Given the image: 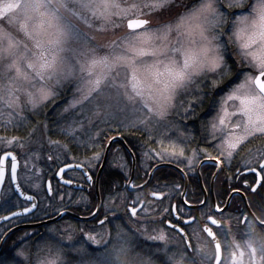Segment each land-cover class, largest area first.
<instances>
[{
    "label": "snow or ice",
    "instance_id": "6c2138e0",
    "mask_svg": "<svg viewBox=\"0 0 264 264\" xmlns=\"http://www.w3.org/2000/svg\"><path fill=\"white\" fill-rule=\"evenodd\" d=\"M168 0H159L158 3H138L133 2L126 7H121L117 0H7V2H0V17L8 20V23H18L19 30L30 39L35 49L31 57L27 55H20V43L16 41L11 33L6 32L0 28V57L7 54L9 57H14L11 63L6 66L0 65V82L8 80L7 84L0 83V99L6 95L8 97L9 107H17L18 103L26 97L24 107L29 105L33 109V114L40 115L41 109H47L49 105L56 102L59 95L58 88L62 87L65 82L73 83L74 72L63 59L62 53L69 50L80 59L78 60L81 77L80 83L76 85V91L73 93L72 100L68 101L67 105L61 110L62 118L69 116L74 117L77 109L84 112H89V122L93 118L100 119L101 122L107 120L111 115V109L114 101H127L128 105L132 106L131 114L126 118L123 123L125 129L135 128L139 130L141 127L146 131L163 136L164 133L161 129L174 128L176 125L169 119L170 113H179L181 110L185 115L188 113H195L199 104L203 103V99L212 96L214 104L227 105L229 101H239V110L243 114L242 121H238L233 125V130L230 133L229 139H223L217 136L216 130L218 127L225 124V117L230 113L224 109L223 115L219 116L218 121L214 118L211 121L205 120L202 122V127L205 129L207 135L203 142L207 145L205 148L194 150L192 157L189 160V169L193 160L198 158L200 154L214 162V165L220 170H223L222 165L225 160L234 159L241 151L247 149L248 159L244 160L246 165H250L254 161L253 150L247 148L253 140H264V50L251 51L244 53L245 57H251L252 67L243 74V78L236 76L235 79L239 83L229 84L230 78L233 74L227 71L217 73L218 79L214 78L207 82L209 78L194 80L193 73H198L203 67L202 64L195 63L189 59L185 60L184 67L177 69L173 66H166L165 71L161 72L158 68V63L140 65L139 60L146 55L158 57L162 52V47L156 46L154 41L160 39L161 41L167 38V32L157 36L156 33L148 30L150 27V20L144 18L146 13L142 11L143 8L155 10L159 8L162 11L168 9ZM197 15L193 12L188 16V20L193 19ZM114 16H120L122 19H127V28L133 30L124 37H119L111 40L108 43H101L98 39L100 35L107 31L108 25L113 28L117 27L113 21ZM135 17V18H133ZM182 18V24H183ZM99 23V27H97ZM181 25H177V28ZM223 57L214 58L212 61V68L217 69L220 67ZM27 62V68L32 69L35 73L30 76L28 73L23 72L20 63ZM130 70L131 77L127 83L115 85V79H112L113 86L115 87V95L110 91H106V85L110 81V77L115 72L116 76L119 75L120 68ZM15 73L13 76L12 73ZM38 78V80L36 79ZM163 78V79H162ZM23 80L27 86H21L19 81ZM131 86V92L128 91V85ZM162 85V87H156ZM123 88V93L120 92ZM184 89L183 92L178 90ZM219 90L225 95L217 99L214 93ZM186 97V98H185ZM21 125L26 117H18ZM43 122L38 121L37 125L32 132L29 133L27 138L14 137L7 141L8 144L17 143L20 147L28 142L35 131H38ZM46 127V125H43ZM209 127L211 132L208 131ZM74 132L75 129H68ZM103 130L97 129L95 136L98 137L102 134ZM94 135L89 132L87 140L80 143L87 148L94 149V155L91 159H99L102 146L96 143ZM112 139L111 137L109 138ZM220 141L217 143V141ZM51 143L59 144L58 141H50ZM243 142V143H242ZM67 148V145H62ZM211 148L215 155L209 152ZM100 149V150H96ZM255 153L259 156L261 161H264V145L255 149ZM160 159H165L168 156L167 149L162 152L156 153ZM179 156H183V150L179 151ZM149 156V153H145ZM11 160L10 176L11 182L17 181L18 159L12 152H5L0 156V182L5 179L4 163L7 159ZM49 159H52L49 156ZM85 162L77 167H84ZM27 167V164L25 165ZM125 167V165H121ZM261 175L264 176V162L260 163ZM255 171V169H250ZM64 170L61 169V172ZM84 175L91 181L92 177L87 174L85 168ZM217 176L219 173L216 174ZM70 183V181L68 182ZM150 181H146L143 185L135 184L132 181L126 182L124 192L117 190L116 197H109L110 204H105V208H119L120 205L115 203L116 199H120L122 204L127 203V197L131 195V191H138L146 188ZM35 188L41 189L42 186L37 184ZM252 188L254 194L262 196V203H264V181H261L258 186L248 185ZM180 185L176 184L168 191L159 189L152 190L148 195L155 198V201L163 202L173 191H179ZM17 191H20L17 187ZM111 192L112 189H109ZM238 194V190L234 189ZM24 195L23 192H21ZM182 195H187L182 193ZM46 196L49 199L55 198V192L48 186ZM25 199L32 203L36 197L33 195H25ZM63 197H61V206H58L55 211L62 214L66 209L62 206ZM136 203L141 204L143 207L150 209L153 206V201L141 199L140 195L137 196L135 202L131 207H127L126 213L130 214L129 219L139 216ZM228 202L225 201V204ZM184 204H189L187 199ZM207 204L206 200H200L199 205L203 208ZM38 207L37 203H32L31 207H25L23 213H30L34 208ZM176 206L169 205L164 209V212H171ZM183 212V209H178ZM215 213L223 214L219 204L215 206ZM163 214V213H161ZM20 212H12L11 216H20ZM93 218L98 217V213H93ZM147 216L148 213L146 212ZM207 215V220L211 221L212 225H217L218 221L214 215L201 213V216ZM0 219L8 220V216L0 217ZM258 224L264 228V218L256 217ZM105 217L100 220L99 224L103 229L105 223H111ZM144 223L155 224V219L144 220ZM196 218L189 215L184 223H195ZM175 230L176 226L171 225ZM257 225L255 223L248 224V235L250 239L246 242L251 264H264V236L256 232ZM117 232L113 244V251L116 254L117 260L122 261L123 264H128L129 261L133 264H151L150 261L138 259L139 254L130 256L131 247L128 243V234L124 231L121 225H116ZM198 236V232L193 230ZM203 232L207 233L214 241L216 234L212 228L207 224L203 228ZM181 241L188 239L184 229L179 230ZM27 235V234H26ZM87 240L93 244H104L109 240L110 233L100 232L97 234L84 233ZM69 240L72 236L67 237ZM149 240H162L166 241L164 233L161 231L158 235H148ZM259 239L261 242L260 247H254L253 241ZM190 247L189 243H185L179 253H173L169 256L172 264H183L185 254ZM240 246L237 245V248ZM56 257L59 259L60 253L63 251V246L59 242L55 245ZM52 248H49L51 251ZM75 251L80 255L81 259L79 264H92L88 259L87 250L83 244ZM260 254V261H257V253ZM179 254L181 259L176 260V255ZM20 256L28 259V254L25 251L19 253ZM245 252H240V257H243ZM215 260L216 264H221V245L215 244ZM234 264H242L233 254Z\"/></svg>",
    "mask_w": 264,
    "mask_h": 264
},
{
    "label": "flooded vegetation",
    "instance_id": "af4514ba",
    "mask_svg": "<svg viewBox=\"0 0 264 264\" xmlns=\"http://www.w3.org/2000/svg\"><path fill=\"white\" fill-rule=\"evenodd\" d=\"M209 105V101H206L205 97L203 103L197 106L196 112L194 114L191 113L189 116H176L174 118H171V120L176 125L177 131L175 130V132L166 133L164 132V129H161L164 135L159 136L154 134L155 137L150 139V141H154L152 145H149V143L147 142L148 140L144 138L145 135L143 134H135L134 132L124 133L121 131H113L109 133L110 136H118V139L114 140L109 147L107 161L104 165L105 167L108 164L107 183L110 189H112L110 196L116 197L117 190L121 193L124 192L126 182L128 181H132L138 185H143L146 181H150V183L146 188L140 189L139 192L129 189V191H131V195L127 197V203L122 204L120 199H116L115 203L120 205V207L118 209L115 207L111 208L110 210L106 209L108 212L105 213L106 210L103 211L104 202L100 192V176L104 169L103 167L98 180L100 207L97 212L99 214L97 218L92 217L88 220H82L72 218L68 215H63L62 217L52 222L40 226H24L27 224L37 223L54 217L57 214V211H52L48 213L44 212H46V210H51L52 206L58 207V204L61 206V197H63L62 206L66 210L74 214L80 216H89L95 211L96 173L95 175L91 174L87 166L85 165L90 176L92 177L91 183H86L83 174L76 169H69L63 173L62 177L66 180L80 182L78 181V179L80 178V180H82L81 183L87 184L88 188L86 190L68 187L64 184H61L54 177V174L60 165L67 163L82 164V160L78 159V156L81 154V152L77 150L78 147L82 145L80 143V138H71V142L69 145L67 142L63 143V145H67V148H65V150H67L69 153L67 155V160H65L56 167V170L52 176L46 177L44 179V186L40 193H37L34 190L30 189L28 186H26V184L18 176L17 170V181L21 189L27 194L36 197L38 207H36L32 212L27 214H23L16 217H10L8 220L0 219V241L5 236L4 240L0 245V257L5 259L13 257V259H15V253H18L19 250H21L23 247L28 248L30 242H33L34 240L46 235V226H57L58 223H66L75 227L73 230L74 232H79L78 229H76V226L79 227L83 223L86 224L88 227H98L100 226L99 221L104 220L105 217H107L108 220H111L112 222L105 223L104 227H106L107 230L110 231L117 229V224L121 225L124 231L130 228L132 225L140 226L143 228L151 227L150 229L160 228L161 226H163L167 231H170L171 234L175 235L177 239H179L182 246L185 243L190 244L185 258L187 264H206V261L210 258V256L206 254L209 249L206 248V244H197L195 242L192 232L187 229L188 226L193 223L186 225L185 223H180L178 220V218L187 219L189 215H191L196 218L195 223H197V221H201L200 227L202 235L205 241L206 237L209 239L212 246L213 254L215 255V250L210 238L206 235L205 232H203V226L209 224L207 221V215H204L203 217L201 216V212L204 210H207L206 214L214 215V218L219 221L218 225H211V227L220 242L221 252L223 255L224 248L222 247L219 233L217 230L223 225L221 217H227L225 219L227 225L231 224V217L226 214L231 213V215L234 214L236 220L237 218L239 219L238 221L242 225L253 222L257 226H259V224L253 218L252 214L248 212L244 203L243 195L246 199L248 207L250 208L251 212L255 217L259 216L254 209H258L264 212V203L261 202L262 196L254 194L252 188L248 187V185L258 186L261 181H264V176L261 175L260 169L261 159L255 153L256 148H259L264 145V140H253L251 144L247 145V148H251L253 150V155L255 157L253 163L250 165H246L244 163V160L249 158L247 149H245L241 151L239 155H236L234 159L225 160L224 164L222 165V171H220L214 165V162L212 160L207 159L203 154H200L198 158L193 160L191 168L189 169L188 158L192 157L194 150L207 147V145L203 142L207 133L202 127V122L205 120L211 121V117L208 115V112H206V109L209 107ZM179 125L181 126L180 129L177 128L179 127ZM208 131L211 132L210 127ZM215 134L219 137H222L223 139H229L225 138L224 133L216 132ZM142 137L146 142L144 143V145L141 144L143 142ZM219 142L220 141L218 140L217 143ZM102 146L103 156L105 144H102ZM148 146H154L156 149V153L162 152L167 149V158L160 159L159 156L156 155V153L153 154L151 151L147 150ZM181 150H183L184 152L183 156L178 155L179 151ZM6 151L12 150L0 149V156ZM94 151L95 150L92 149L90 153ZM130 152L134 157V169L132 178L130 177L132 170V160ZM140 152L144 154L143 159L140 157ZM209 152H211L212 155L216 154L215 152H212L211 148H209ZM145 153H149V156L146 157ZM17 157L19 160L18 154ZM10 165L11 161L10 159H7L5 161V179L3 181V185L0 192V217L8 216L12 212H15L18 209H23L30 205V202L20 198L13 191L10 177ZM121 165H125V167H121ZM156 165L158 166L154 169L152 175L149 178L150 171ZM99 166L100 164L98 165V168ZM172 166L177 167L179 170L175 169ZM250 169H255V171H251ZM217 173H219L218 176L216 175ZM46 179L50 181V186L55 192L54 199H49L46 196ZM176 184L180 185L179 191H173L167 198L164 199V201H166L165 208H168L170 204L176 206L175 209L171 210V212H164L165 208H159V211L154 213L155 215L153 213H148V215L146 216L145 213H142V211L146 208L143 207L141 204L136 203L139 216L129 219L130 214L126 213L125 209L127 207L132 206L133 202L136 201L138 195H140L141 199H144L146 201L151 200L154 202H158L155 201V198L150 197L148 193L156 189L167 192L168 188H172ZM55 188H58L59 191L57 192ZM195 188L198 191L195 190L193 194V191H191V189L193 190ZM92 189L94 191L95 198L94 207L90 212L83 213L81 211L83 206L82 193L89 194ZM216 189H221L222 194L215 193ZM234 189L238 190V194H236V192H233ZM183 191L187 194L183 195V200L187 199V196H189L190 193L193 197L191 201L187 199L189 201V205H199L200 200H206L207 204L203 208H201L200 205L195 208L187 206L188 204L185 205L184 201L182 200ZM231 192L233 193L230 197ZM110 196L108 195V200ZM170 199L174 200L170 202ZM51 200H53L54 202H51ZM225 201H228V205L226 207H224ZM109 203H111V201ZM217 204H219V206L224 209L222 215L219 213H215L213 210ZM178 209H183V212L179 211ZM174 211L178 218L174 214ZM146 219H155L157 221H163V223L157 222L155 224H150L142 222ZM171 225H175L180 229L183 228L184 233L187 234L188 239L186 241H181V234L179 233V229L176 228L175 230H173Z\"/></svg>",
    "mask_w": 264,
    "mask_h": 264
},
{
    "label": "rangeland",
    "instance_id": "374dc122",
    "mask_svg": "<svg viewBox=\"0 0 264 264\" xmlns=\"http://www.w3.org/2000/svg\"><path fill=\"white\" fill-rule=\"evenodd\" d=\"M0 2H7V0H0ZM23 2V0H21ZM118 3L121 4V7H126L130 5L133 2H138L141 4L144 3H158L159 0H117ZM197 0H168V9L161 12L159 8H156L154 11L148 8H143L142 11L146 13L144 18L150 20V27L148 28L149 31L154 32L157 34V36L163 34L165 31L167 32V37L170 36L173 31L177 29V25H182V18H183V24H186L188 22V16L190 10L194 9L195 4ZM135 18V17H133ZM126 18L122 19L120 16H114L113 21L117 27L113 28L112 25H108L107 31L100 35L98 37L99 41L101 43H108L111 40H115L119 37H124L128 35L133 30H129L126 28L125 22ZM97 27H99V23H97ZM0 28L4 29L6 32L11 33L13 38L16 41H19L20 48H19V54L20 55H27L28 57H31L34 52H38V49H35L33 42L28 39L25 34L19 30L18 23L9 24L8 20L4 17H0ZM229 31L228 27H225L224 34L221 36V40L224 43H228V36L227 33ZM227 40V41H226ZM158 41L160 39H156L154 41V44L158 46ZM236 52L240 55V57L245 61L248 68L242 69V72L240 74V79L243 78V74L248 71L252 67L251 63V57H245L244 53L247 52L246 49L235 47ZM63 59L65 62L72 67L74 72L73 77V83L65 82V84L58 88V92H61L62 90L70 91L67 99L68 101L72 100L73 93L76 91V85L80 83V67L78 60L80 59L76 55H74L73 52L69 50H65L64 53H62ZM14 57H9L7 54H5L3 57H0V65L6 66L8 63H11V60ZM232 60V62L235 61L232 58L231 51L229 50V54L227 55V60ZM155 62V57L151 55H146L143 58H140L139 63L141 66L145 64H152ZM236 65V64H235ZM19 66L21 67V70L23 72L28 73L30 76H34L35 73L32 69L27 68V62L20 63ZM159 70L163 72V69L159 67ZM12 75L14 76L15 73L13 72ZM203 75V74H201ZM131 73L130 70H126L125 68L121 67L119 70V75L116 76V73L114 72L112 74V77H110V81L108 85H106V91H110L113 95H115V87L113 86L112 79H115V85H120L122 83H127L128 80H130ZM198 78L197 76H193V79L195 80ZM38 80V78H36ZM163 79V78H162ZM2 84H7L8 80H4L0 82ZM21 86H27L28 82L23 81L22 79L19 81ZM233 83H239V80H236L235 77H232V79L229 81V84ZM156 87H162V85H156ZM66 91L64 95L62 93H59L60 95L66 96ZM124 89L120 88V92L123 93ZM128 91L131 92V86L128 85ZM179 92H183L184 89L178 90ZM225 95V93L220 92L219 90L214 93V96L219 99V97ZM186 98V97H185ZM211 102L209 101V104L213 103V98L211 96ZM26 101V97L21 100L18 103L17 107H9L8 104V97L4 95L2 99H0V149L1 150H12L16 152L19 155V169H18V176L20 179L28 186L30 189L34 190L37 193H40L44 186V179L48 175L49 167L47 163L45 164L43 159L40 156L39 153V147H41L42 144H47V141L40 138L41 133L38 131H35L34 134L31 136L30 140L24 144V147H20L19 144L13 143L8 144L7 141L9 139H12L14 137L27 138L29 136V133L33 131L35 128L32 126V124L25 119L23 124L21 125L18 117L23 116L26 117V114H29L33 112V109L29 105L27 108L24 107V102ZM65 104V106L67 105ZM209 107L206 109V112H208V115L211 117L210 120L216 119L218 121L219 116L223 115L224 109L230 113V115L225 117V124L223 126H220V128H217L216 132H221L225 134V138H230V133L233 130V125L237 123L238 121H242L245 119L243 117V114L239 110V101H229L227 105H221V104H214L213 108ZM64 106V107H65ZM63 107V108H64ZM62 108V109H63ZM212 108V109H210ZM132 106L127 104V101H114L113 107L111 109L112 115L105 120L104 122H101L100 119L93 118L91 120V123L89 122V116L91 115L89 112H84L81 114V111L77 109V112L74 117L69 116L67 118H62V112L55 118L56 120L59 119L60 127H61V134L66 138H80L81 141L87 140V135L89 132H91L93 135L97 131V129L103 130V132L108 131L109 133L115 132V131H121L124 133H131L134 132L135 134L145 135L144 138H146L149 143V145H152L154 141H150V139L154 138V134L146 131L141 127L139 130L132 128V129H125L123 127V123L126 120L128 116L131 114ZM52 114L51 111L42 112L43 115V122L45 125L46 122V116ZM191 113H188L185 115L183 111L181 110L179 113H170L169 119L174 118L176 116H189ZM32 122V121H31ZM35 123V120L33 121ZM32 122V123H33ZM37 124V123H35ZM180 125L179 128L180 129ZM68 129H75L74 132L68 131ZM176 127L164 129V132L170 133L175 132ZM177 131V130H176ZM109 133H103L104 134V140L103 145H106V142L109 140L110 134ZM7 134V135H4ZM142 137L143 142L141 143L144 145L145 140ZM43 138V137H42ZM97 137L94 135V139ZM40 142H39V140ZM70 142L68 143V145ZM81 147L83 145H80ZM102 146V145H101ZM100 150V149H97ZM103 150V146H102ZM148 151H151L153 154L156 153V149L154 146H148ZM94 155V152L89 153L88 155L82 156V162H85V165L87 166L88 170L91 174L95 175V173L98 170V165L101 161L102 151H100V157L99 159H91ZM143 155L140 152V157L143 159ZM81 157V156H80ZM84 157V158H83ZM107 161V159H106ZM27 164V167L25 165ZM53 167V166H52ZM54 170L49 176H52L56 170V167L53 168ZM48 176V177H49ZM79 178V177H77ZM80 180V178L78 179ZM41 185V189H37L34 187V185ZM57 192L59 191L58 188H55ZM55 190V191H56ZM94 193L93 189L90 191L89 194ZM110 196V194H109ZM83 199H86V195L82 193ZM108 198V197H107ZM87 200V199H86ZM174 200V199H172ZM169 200L170 202L172 201ZM110 200H106V204L109 203ZM166 201L163 200L162 203L160 202H154L153 206L150 209H144L142 213H155L159 211L158 209H163L166 207L165 204ZM169 202V204H170ZM104 203V206H105ZM207 213V210L202 211ZM201 212V213H202ZM155 215V214H154ZM223 226L218 228V233H222L223 229L227 232L226 235H228V239L226 244V250L224 251V254L221 256V264H234L233 261V254L237 256V258L242 262V264H251L248 250L246 248V242L249 239L237 240L233 234L230 233V225L226 224V220L222 219ZM239 219L237 218V221ZM201 221H197V223H193L190 226H188V230H190L194 236L195 242L200 245L206 244V248L209 249L208 252H206L207 255L211 256V261L213 264L214 260V254L213 250L209 245L208 240L204 239L201 227H200ZM74 226L66 223H58L57 226H46V235L42 236L33 242H30V245L28 248L23 247L21 250H19L18 253H15V259L13 257L5 259L0 257V264H29V261L32 260L33 264L35 261V258L39 256L40 251L47 249L48 252H51L53 248L55 249V245L57 242H59L60 245L63 246V251L60 253L58 264H79V261L81 259L80 255L77 254L75 251L76 248H79L81 244H83L84 248L87 250V254L89 255L92 253L98 245L91 243L87 240L84 233H91V234H97L100 232H107L110 233L109 240H113L116 236L117 229H114L112 231L107 230L106 227H103V229H93V230H84L82 227H78L79 232H74ZM151 228V227H150ZM149 227H140V226H134L132 225L130 228L126 229L125 232L128 234V243L131 248L136 249V254H139L138 259L144 260V261H150L151 264H157L155 262V258L159 256L162 260V264H172V261L169 260V256H171L173 253H179V250L182 249V244L177 239V237L170 233V231H167L165 227L161 226L160 228H152ZM196 230L198 232V236L194 233L193 230ZM163 232L166 241L162 240H149L147 239L148 235H158L159 232ZM223 234H225L223 232ZM72 236V239L69 240L67 237ZM237 245L240 247L237 248ZM253 246L259 248L255 242H253ZM52 248L51 251H49V248ZM21 251H25L28 254V259L25 260L24 257L20 256L19 253ZM245 252V255L243 257H240V252ZM55 255H56V249H55ZM17 258V259H16ZM186 258V254H185ZM176 260H180L181 257L179 254L175 257ZM257 261H260V254L257 253ZM183 264L186 263V259H184Z\"/></svg>",
    "mask_w": 264,
    "mask_h": 264
},
{
    "label": "clouds",
    "instance_id": "9594fccd",
    "mask_svg": "<svg viewBox=\"0 0 264 264\" xmlns=\"http://www.w3.org/2000/svg\"><path fill=\"white\" fill-rule=\"evenodd\" d=\"M193 12L197 13L193 19L182 24L165 40L158 41L163 50L155 57V62L163 72L166 66L182 69L185 60L189 59L203 65L193 76L199 79L207 77L210 83L218 72L226 70L225 65L233 77L241 74V65H229L227 61L229 45L247 52L264 50V0H197L189 15ZM225 27L229 28L228 43L221 40ZM217 57H223V60L219 68L213 69L212 61ZM113 244L114 241L108 240L98 245L88 259L92 264H123L117 260ZM129 255L136 256V249L131 248ZM29 264L33 261L30 260ZM34 264H58L55 249L40 251Z\"/></svg>",
    "mask_w": 264,
    "mask_h": 264
},
{
    "label": "trees",
    "instance_id": "16d2710c",
    "mask_svg": "<svg viewBox=\"0 0 264 264\" xmlns=\"http://www.w3.org/2000/svg\"><path fill=\"white\" fill-rule=\"evenodd\" d=\"M229 50L231 51L232 58L235 61L236 65H241L242 69L248 68V66L246 65L245 61L236 52L235 48H233L231 45H229ZM227 61H228L229 65H235L234 62H232V60L228 59ZM215 78H217V79L219 78L217 74H216ZM198 79H199V77L196 78L195 80H198ZM65 91L62 90L59 93H62L64 95ZM69 92L70 91H66V96H63V95L59 94L57 96L56 102L54 104L49 105V107L46 110L45 109H41L40 110V115L39 116L34 115L33 112H31L29 114H26V119L32 124V126L35 127L37 125L35 123H37L38 121L43 122V120H44L42 112H44V111L47 112L49 110L52 113V114H50L48 116L45 115L46 116V119H45L46 120V122H45L46 127L43 126L44 125V122H43L42 126L39 129V132L41 133V137L40 138L42 139V140L41 139L40 140L41 141H43V140L47 141L46 145L42 144L41 147H39V153H40V156L43 159L44 163L45 164L47 163L48 165L51 166V167H49V172H48V175L46 177H48L52 173V171L54 170L53 169L54 167H57L59 164H61L65 160H67V157H68L67 155L69 154L68 151L65 150L64 147H62V145H63L64 142H67V143L71 142L70 141L71 139L67 138V137L65 138L61 134V127H60L59 119L58 120L55 119V118H57V116L59 117V115L61 114L62 108L67 103V99L69 98V96H68ZM204 100H205V98L203 99V101ZM206 101H210V102L212 101L211 100V95L206 97ZM213 105L214 104H211L210 107L213 108ZM34 120H35V123L33 122ZM103 133H109V132L106 131V132H103ZM103 133L95 139L96 143L99 144V145H102V143H103V140H104V137H105ZM4 135H7V134H4ZM40 140H39V142H40ZM50 141H58L59 144L51 143ZM77 150L81 152V154L78 156V159L82 160V156L88 155L90 153V151H92V148L85 149V147H83V146L81 147L80 146V147H78ZM49 156H51L52 159H49ZM107 181H108V164L104 167V169H103V171L101 173V176H100V192H101V197H102L104 203L107 200L108 195L111 193L109 191L110 187L108 186ZM195 190H197V189L196 188L193 189V190L191 189V191H193L192 192L193 194H194ZM215 193H221L222 194V190L221 189H216ZM85 195H86V199L87 200L83 199V206H82L81 211L83 213H88L94 207L95 198H94V193L93 192L91 194H85ZM199 195H200V193H199ZM187 199L190 200V201L193 199V197L191 196V193L189 194V196H187ZM51 202H54V201L51 200ZM58 206H60V205L58 204ZM55 209H57V207L56 206L55 207L52 206L51 210H46V212H44V213L55 211ZM105 210H106V208H105V206H103V211H105ZM254 210L257 212V214H258V216L260 218H264V215H263L264 212H262V211H260L258 209H254ZM107 212L108 211L106 210L105 213H107ZM226 215L231 217V222H230L231 224H230V229H229L230 233L233 234L237 240H242V238L250 239V237L248 235V224L249 223H246V224L242 225V224H240L239 221H237L235 219L234 214L231 215V213H228ZM226 218L227 217L223 216V217H221V220L222 219H226ZM222 222H223V220H222ZM79 227H82L84 230H89V231L93 230V229L95 230V229L101 228L100 226H98V227H92V226L90 227L89 226L88 227L86 224H83V223ZM76 229H78V226H76ZM223 232L225 234H223ZM223 232L219 233V237H220V240H221L222 247L224 248L223 249V254H224V251L226 250V246L224 244H226L227 240H229V239H228V235H226L227 232L224 229H223ZM256 232L259 233L261 236H264V228H261V227L257 226L256 227ZM206 239L208 240L209 245L212 248L209 239L207 237H206ZM253 242H255V244L258 247H260V244H261L262 241H260L259 239H255ZM154 260H155V262L157 264H162V260H161V258L159 256H157ZM211 260L212 259H211V256H210L209 260L206 261V264H212Z\"/></svg>",
    "mask_w": 264,
    "mask_h": 264
},
{
    "label": "water",
    "instance_id": "95a60500",
    "mask_svg": "<svg viewBox=\"0 0 264 264\" xmlns=\"http://www.w3.org/2000/svg\"><path fill=\"white\" fill-rule=\"evenodd\" d=\"M125 25H126V28H127V20H126V22H125ZM127 29H128V28H127ZM129 30H131V29H129ZM111 138H112V139H111V140L109 139V140L107 141L106 145H105V149H104V153H103V156H102V159H101V163H100V166H99V168H98V170H97V172H96V178H95L96 207H95V211H94L93 213H97L98 210H99V207H100V196H99V191H98V180H99V176H100L101 170L103 169V167H104V165H105V163H106V159H107V154H108L109 147H110L111 143H112L114 140L118 139V136H112ZM6 152H9V151H6ZM10 152H12L14 155L17 156V154H16L14 151H10ZM3 154H4V153H3ZM3 154H2V155H3ZM2 155H1V156H2ZM130 155H131V160H132V170H131V175H130V177L132 178V176H133V169H134V157H133V155H132L131 152H130ZM9 159H10V158H9ZM17 159H18V157H17ZM10 161H11V160H10ZM261 162H264V161H261ZM78 165H81V164H80V163H67V164L60 165V166L58 167V169L56 170V172H55V174H54V177H55V178H56L61 184H64V185H66V186H68V187L75 188V189H83V190H86V189L88 188L86 183H91V181H89V180L86 178V176L84 175V171H85V168H86V167H85V166H84V167H77ZM159 165H160V164H159ZM10 166H11V165H10ZM18 166H19V161H18ZM157 166H158V165L154 166L153 169L150 171V173H149V178H150V176L152 175L154 169H155ZM3 167H4V170H5V172H6V169H5V163H4ZM172 167H174V166H172ZM174 168L177 169V170H179L177 167H174ZM61 169H63L64 171L61 172ZM69 169H76V170L80 171V172L83 174L86 183L75 182V181H71V180H66V179H64V178L62 177V176H63V173H64L65 171L69 170ZM17 170H18V169H17ZM87 174L90 176L88 170H87ZM10 177H11V176H10ZM91 180H92V179H91ZM69 181H70V183H68ZM11 183H12L13 191H14V192H15L20 198L25 199V195H30V194H27L26 192H24V191L21 189V187H20L18 181H16V183H13V182H11ZM2 185H3V182H0V192H1ZM49 185H50V181H49L48 179H46V183H45L46 190L48 189V186H49ZM17 187H19L20 191H17ZM184 191H185V188H184ZM184 191H183V193H184ZM21 192H23L24 195H22ZM233 192H234V191H233ZM233 192H231L230 197H231V195H232ZM243 199H244V203H245V205H246V208H247L248 212H249L250 214H252L253 218H254L255 221L258 223V221L256 220V217L253 215V213L251 212L250 208L248 207L244 195H243ZM25 200H26V199H25ZM182 200H183V195H182ZM183 201H184V200H183ZM227 202H228V201H227ZM32 203H37V199H35ZM32 203H30V205H29L28 207H31V206H32ZM227 205H228V203L225 204L224 207H226ZM187 206H189V207H194V208H195V207H198L199 205H189V204H188ZM23 209H24V208H23ZM23 209H18V210H16L15 212H20V213H22V215H23V214H27V213H23ZM34 209H35V208H34ZM34 209H33V210H34ZM214 209H215V208H214ZM214 209H213V210H214ZM33 210H32V211H33ZM174 214H175V211H174ZM63 215H68V216H70V217H72V218H75V219H82V220H88V219H90V218L93 217L92 214L89 215V216H80V215L74 214V213H72V212L66 210V211H64L62 214H58V213H57V214H56L54 217H52V218H49V219H46V220H44V221H40V222H37V223L27 224V225H24V226H26V227L40 226V225H43V224H46V223L52 222V221H54V220H56V219L62 217ZM175 215H176V214H175ZM8 217H9V218L12 217L11 214H9ZM176 217L178 218L177 215H176ZM187 219H188V218H187ZM178 220H179L180 223H184V221H185L186 219H180V218H178ZM207 221H208V220H207ZM217 221H218V220H217ZM208 223H209V224H207V226L210 227V228H212V227H211V225H212V224H211V221H208ZM218 224H219V221H218ZM218 224H217V225H218ZM20 227H21V226H20ZM204 227H205V225L203 226V228H204ZM176 228H178V229L180 230L179 227H176ZM212 230H213V229H212ZM213 232H214V231H213ZM206 235H207V233H206ZM207 236H208V235H207ZM4 238H5V236H4L3 239L0 241V245H1L2 241L4 240ZM209 238H210V240H211V242H212V244H213L214 250H215V244H216L217 242L219 243V240H218L217 236H216L215 241H214L211 237H209ZM213 264H216L215 256H214Z\"/></svg>",
    "mask_w": 264,
    "mask_h": 264
}]
</instances>
